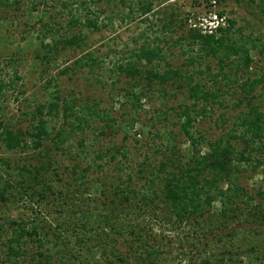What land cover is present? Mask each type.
Returning a JSON list of instances; mask_svg holds the SVG:
<instances>
[{
	"label": "rangeland",
	"instance_id": "rangeland-1",
	"mask_svg": "<svg viewBox=\"0 0 264 264\" xmlns=\"http://www.w3.org/2000/svg\"><path fill=\"white\" fill-rule=\"evenodd\" d=\"M33 1L0 0V119L14 129L28 131L37 123L34 118L36 110L54 100L55 94L61 97V104L66 101L72 105L73 114L67 120L61 106L59 114L47 116L49 130H53V134L40 148H36L27 135L25 138L29 146L22 150L9 151L0 141V186L9 189L5 193L6 200H0V225L5 228L4 237L0 240V264H27L31 253L43 250L28 239L24 244L29 251L27 258L11 261L6 258L3 243L11 232L9 221L34 220L37 217L49 220L55 228L58 223L65 222L63 227L69 225L67 230L62 228L63 236L69 241L73 239L68 246L77 249L79 257L75 262L71 259V263L78 264L85 259H99L104 264H113L106 263V259L118 264L139 263L131 247H135L138 241L128 232V223L140 221L147 232H144L146 240L161 250L159 264H190L198 259L200 253H203L202 258L214 254L217 260L223 257V263L232 264L227 253L230 249L236 252L232 253L234 263L264 264V222L247 220V216L238 219L231 228L214 230L212 233L207 231L203 236L198 225L163 220L160 216L163 203L159 199L148 201L138 193H131L130 201L118 210V220L106 224L91 218L86 226L82 224V212L87 211L88 202L90 209L98 214L103 211L105 201L116 198L111 185L123 183L131 177L130 187L145 191L146 176L154 177L152 170L172 157L170 143L175 144L176 153L185 156L182 161L186 163L192 146L182 131L183 120L179 112L184 104L192 106L187 95L189 76L211 91L220 90L219 102L208 105L205 115L197 114L200 106L195 110L192 106L196 117L192 131L208 139H218L233 127L244 106L238 103L240 84L247 77L264 76V0H126L125 3L121 0H97L94 4L89 2L87 6L81 3L84 0H45V3L36 4V8ZM141 2H152L154 5L153 11L145 17L138 11ZM63 3L70 6L64 7ZM220 12L226 19L235 22L231 38L237 44L243 42L250 48L254 62L249 70L243 67L239 71L235 62L230 63L226 68L229 78L218 76V82L214 83L208 67L212 73H217V58L198 45L192 50L185 40L190 41V29H198L193 26L195 22L210 20ZM74 15H80L82 19L94 17L100 29L71 26ZM45 23L53 27L51 34L47 32L45 43L56 45L66 36L79 31L84 34V43L67 48L58 44L59 51L53 50L48 59L43 58L46 50L41 41L46 33L43 28ZM165 25L169 27L166 30ZM255 37L259 40L252 48L251 39ZM144 43L151 47H162L165 52L166 59L156 60L153 64L155 68L163 72L170 64L182 75L173 83L163 85L162 92L156 88L148 89L149 66L145 64L140 66L143 80L137 88H133L132 79L113 70L115 62L121 59L125 62L132 50ZM88 52L94 53L101 66L93 73L89 72L88 67L83 70L73 68L75 61ZM235 57L238 56H232V59ZM133 89L134 92H147L141 99V105L134 104L125 95ZM255 94L258 95L256 103L264 111V91L257 87ZM88 101L98 105L100 116L87 115L88 110H84ZM108 114L113 120L109 119ZM81 115L90 122L78 128L77 116ZM58 133L63 136L59 138ZM205 145L202 144V151H206ZM259 154L260 159L264 158V152ZM42 162L47 163L45 171L41 172L42 178L50 183L54 193L48 192L47 202L39 206L38 196H25L21 186L23 180L26 182L29 179L25 167L36 171L35 167ZM168 165L166 174L176 172L171 163ZM263 168L264 165H258L255 169L243 162L238 172V182L252 193L264 189ZM73 177L78 178L73 185H78L84 179L89 190L78 194L71 187L75 200L61 208L59 203H63L62 197ZM7 183H10V187ZM104 183H108L107 187H104ZM162 185L163 178H155L154 189L160 195ZM96 187L98 190H94ZM258 202V199L251 201L249 207L253 208ZM156 210L157 213H154ZM220 210L221 204L215 202L211 212L218 216ZM232 229L235 236L230 238L226 234ZM148 234L151 238H148ZM218 235L224 239L223 242L218 241ZM73 236L83 239L82 243L77 244ZM111 238L115 239L114 243L110 242ZM153 239L155 241H151ZM99 241L101 244L109 242L107 249L112 252L102 253L96 249L97 255L89 254L87 247H93ZM252 245L256 249L246 251ZM48 246L53 254L63 247L51 242H48ZM67 256L70 257L69 254ZM214 263L215 260L210 262Z\"/></svg>",
	"mask_w": 264,
	"mask_h": 264
},
{
	"label": "trees",
	"instance_id": "trees-1",
	"mask_svg": "<svg viewBox=\"0 0 264 264\" xmlns=\"http://www.w3.org/2000/svg\"><path fill=\"white\" fill-rule=\"evenodd\" d=\"M11 1V0H9ZM123 3L126 0H121ZM45 3V0H34L33 7L36 8V4ZM94 4L97 0H84L81 3L88 5V3ZM69 3H63L64 7H68ZM73 4V3H71ZM81 4V5H82ZM154 5L152 2H141L138 11L142 16H147L153 11ZM91 13L93 11L90 10ZM219 16H223V12L219 13ZM71 26L87 27L93 30H99L100 25L94 17H85L82 19L80 15H74L71 18ZM227 24V25H226ZM226 26H220L217 31L213 34L202 33L199 29L189 30L190 41L185 40L187 46L192 50L195 45H198L200 49L206 51L207 54L213 55L217 58L219 65V71L217 73H212L210 67H208V72L210 78L214 83L218 82V76H223V78L228 79V73L226 68L230 63L235 62L236 70L239 71L241 68L249 70L251 64L254 62L253 56L251 55L250 48L246 47L242 42L240 45L237 44L231 34L234 30L235 22L231 19H226ZM43 28L46 29L42 38V47L46 50L43 58L48 59L50 53L53 50L59 51V45L62 44V48L81 46L84 43V34L82 31L71 34L63 38L56 45L50 43H45L47 40V32L51 34L53 27L49 23H45ZM167 25L164 26V30L168 29ZM51 31V32H50ZM244 38V37H243ZM184 38L180 39L179 43L182 42ZM242 39V37H241ZM234 40V41H233ZM258 38L251 39L252 48L256 47V41ZM190 49V50H191ZM241 53V54H240ZM129 59L125 62L123 59L115 62L114 71L118 72L120 75H125L133 80V88L140 86L143 80V70L140 66H149V71L147 75L148 89H157V91H164V86L169 83H173L178 78H182V75L178 69H174L172 65L168 64V68L163 72H160L157 68L153 66L156 60H165L166 55L162 47L155 46L151 47L148 43L142 44L140 47L133 49L129 55ZM232 56H238L232 59ZM193 63V60H191ZM100 61L95 57L94 53L88 52L83 55L80 59L75 61L73 68L85 69L89 68V72H95L96 68H99ZM235 71V72H237ZM146 80V79H145ZM157 80L158 82L156 83ZM163 86L158 87L157 86ZM188 98L192 102L193 109L200 106V111L198 109V115H205L208 105L212 103L219 102V92L211 91L206 88V85L200 82H195L194 77H188ZM257 87H260L261 92L264 91V76L257 78L247 77L240 84V97L238 103L243 106V109L239 112V115L234 121L233 127L223 136L218 139H208L204 135H196L192 131L193 123L196 117L193 115L192 106L189 104H184L180 109V119L183 120L181 124L182 131L190 140L191 144V155L188 160H185V156L176 153L175 144H171L172 157H167L168 160L162 162L158 167L152 170L155 178H163V185L161 188V195L158 194V190L154 189L155 178L152 176H146L147 185L145 191L139 189H134L130 187L132 182L131 177L123 183H118L117 185H111L114 188V193L116 198H112L109 202L105 201L103 206V211L95 214L94 209H90V202L87 203L88 209L83 213L84 220H82L83 226H86L94 218L95 221L105 222L106 224L110 221L120 217V212L118 211L121 206L130 201L131 193L140 194V197L151 201L153 198L159 199L163 203V208H161L162 214L160 215L163 220L172 223H191L193 225H198L199 231L206 235V232L212 233L214 230L228 229L233 226V224L241 219L243 216H247V220L261 221L264 222V189L260 188L256 193L248 191L244 186L238 182V172L240 171V165L243 162L249 163L255 169L259 166L264 165V158L260 159V154L264 152V111L262 110L259 103H256L257 94L255 91ZM0 88L2 86L0 85ZM144 90L140 92L127 91L126 96L134 104L141 105V99L146 96ZM61 97L55 94L54 100L50 101L47 105H41L36 110L34 115L37 123L34 124L33 128L24 131L21 129H14L9 124H6L2 119H0V141L3 142L7 150L13 151L17 149L27 148L28 141L25 136L27 135L32 139L36 148L43 146L45 140L51 139L53 130H49V119L48 115H53L54 113H60V107L62 106L64 117L68 120L72 112V105L66 101L61 104ZM202 102V103H201ZM85 110H88L87 115L100 116L101 112L96 103H90L89 101L85 104ZM82 116V115H81ZM77 116L78 128L87 125L90 121L85 118ZM110 120H113L110 114H108ZM74 124L72 129H74ZM59 138L63 136L62 133L57 134ZM205 143L206 151H202V144ZM202 146V147H201ZM124 155L125 152H124ZM113 158H115L113 156ZM169 163L176 168V172L171 174L167 173V167ZM143 164H146L143 162ZM262 164V165H261ZM47 163H40L36 166V171L29 170L25 167L27 172L26 182L23 180L22 189L25 196H38V202L42 205L47 202V193H54L53 188L50 183L42 178L41 172L46 169ZM74 167V171H75ZM263 174L264 181V168L261 170ZM121 179V176H119ZM72 182H68L66 192L63 195V203H59L62 208L63 205L68 204V202H73L74 194L72 189L78 194H83L84 191L89 190L88 184L84 179L80 180L78 185H73L74 181H78L77 177L72 178ZM120 182V180H119ZM10 183H7L9 186ZM94 184V183H92ZM108 183H104V187H107ZM96 185V184H95ZM10 187V186H9ZM73 187V188H71ZM90 189L93 191L92 187ZM94 190H98L96 187ZM9 192L8 187L6 188L0 186V200L5 199V193ZM107 198V197H106ZM259 200L253 208H250L249 204L251 201ZM95 200V199H92ZM215 202L221 204L220 213L218 216L212 211V206ZM57 203V202H56ZM246 207L247 210L244 208ZM159 209V208H158ZM157 209V210H158ZM157 210L154 213H157ZM38 213V212H37ZM36 213V214H37ZM38 216V215H37ZM135 220H137L135 218ZM64 223H58L57 228L53 227L49 220L40 219H21V220H11L9 221V229L11 232L7 235L5 243L6 246V258L8 260L18 261L22 258H27L28 249L24 247L27 240L33 241L43 248V250H38L35 253L29 255L30 262L27 264H77L71 263L70 260H78V255L76 253L77 249L69 248V242L73 239H65L63 236L62 228L64 230L69 229L63 227ZM134 224L135 226L131 225ZM130 235H133L135 240L138 241L137 245L131 246L133 250V255L135 259L139 261L136 264H159L158 258L160 257L161 250L155 244L146 240V235H144L145 226L140 221L128 223ZM130 225L132 229L130 228ZM123 229V228H122ZM5 228L0 225V240L4 237L3 232ZM147 234V232H145ZM230 238L235 236V231L232 229L230 233H227ZM124 236V235H122ZM148 238L151 236L148 234ZM218 241L223 242V238L218 235ZM53 237V238H52ZM77 244L82 243L83 239L75 237ZM52 238V239H51ZM146 240V241H145ZM151 241H155L154 239ZM48 242L54 243L55 246L59 247L62 245L59 251L52 253V248L48 246ZM110 242H115V239L111 238ZM141 243V244H139ZM103 244H106L104 247ZM109 242L102 243L99 241L95 243V246H88L87 251L92 256L97 255L96 249H100L102 253H107L112 250L107 249ZM102 246V247H101ZM76 248V246H75ZM141 249V250H140ZM256 246L252 245L248 247L246 251L251 252L255 250ZM230 249L229 253L230 262L233 264V254ZM69 254V258L67 256ZM199 254V257L195 262H190V264H210L215 260L214 264H226L223 263L224 258L220 260L216 259V255L212 254L210 257H203ZM264 257V252L262 251ZM57 256V257H56ZM202 258V259H201ZM86 261H81L78 264H104L102 260L99 259H85ZM120 260V259H119ZM121 262H124L120 260ZM198 262V263H197ZM106 263H113L112 259H106ZM24 264V263H20ZM124 264V263H119ZM237 264V263H234Z\"/></svg>",
	"mask_w": 264,
	"mask_h": 264
},
{
	"label": "built area",
	"instance_id": "built-area-1",
	"mask_svg": "<svg viewBox=\"0 0 264 264\" xmlns=\"http://www.w3.org/2000/svg\"><path fill=\"white\" fill-rule=\"evenodd\" d=\"M211 19L199 20L197 23L193 25L195 28H198L202 33L205 34H213L217 31L220 26H225L226 17H220L219 14H215Z\"/></svg>",
	"mask_w": 264,
	"mask_h": 264
}]
</instances>
